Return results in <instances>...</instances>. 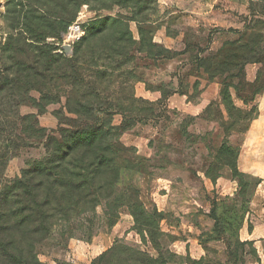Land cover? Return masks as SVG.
<instances>
[{
    "label": "rangeland",
    "instance_id": "374dc122",
    "mask_svg": "<svg viewBox=\"0 0 264 264\" xmlns=\"http://www.w3.org/2000/svg\"><path fill=\"white\" fill-rule=\"evenodd\" d=\"M90 1L0 0V190L66 128L120 151L118 203L59 222L38 259L264 264V0Z\"/></svg>",
    "mask_w": 264,
    "mask_h": 264
},
{
    "label": "trees",
    "instance_id": "16d2710c",
    "mask_svg": "<svg viewBox=\"0 0 264 264\" xmlns=\"http://www.w3.org/2000/svg\"><path fill=\"white\" fill-rule=\"evenodd\" d=\"M74 17L75 11H64L57 39L61 40ZM104 130L97 126L63 129L60 138L47 145L48 158L33 162L12 185L0 190V264H44L37 257L36 244L59 222L92 211L96 205L114 207L118 203L120 151L112 132ZM130 205L133 220L139 223V211L134 209L147 211L138 196L131 199ZM116 249L108 248L91 264L107 263ZM126 249L142 255L133 248ZM150 261L145 256L136 263Z\"/></svg>",
    "mask_w": 264,
    "mask_h": 264
},
{
    "label": "built area",
    "instance_id": "2783aa9c",
    "mask_svg": "<svg viewBox=\"0 0 264 264\" xmlns=\"http://www.w3.org/2000/svg\"><path fill=\"white\" fill-rule=\"evenodd\" d=\"M83 34V30L81 29L80 23L74 22L67 26V29L65 32L61 34L63 43L71 44L75 41H77Z\"/></svg>",
    "mask_w": 264,
    "mask_h": 264
},
{
    "label": "water",
    "instance_id": "95a60500",
    "mask_svg": "<svg viewBox=\"0 0 264 264\" xmlns=\"http://www.w3.org/2000/svg\"><path fill=\"white\" fill-rule=\"evenodd\" d=\"M69 48H70V45H69V44H64V45H63V49H64L65 51L69 50Z\"/></svg>",
    "mask_w": 264,
    "mask_h": 264
},
{
    "label": "crops",
    "instance_id": "0c3cea01",
    "mask_svg": "<svg viewBox=\"0 0 264 264\" xmlns=\"http://www.w3.org/2000/svg\"><path fill=\"white\" fill-rule=\"evenodd\" d=\"M114 231L113 232H115V227H114V229H113Z\"/></svg>",
    "mask_w": 264,
    "mask_h": 264
}]
</instances>
